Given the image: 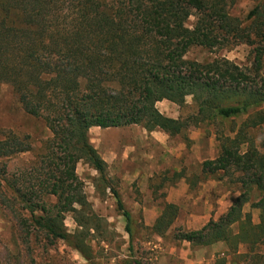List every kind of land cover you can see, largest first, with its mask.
Wrapping results in <instances>:
<instances>
[{"label":"trees","instance_id":"trees-1","mask_svg":"<svg viewBox=\"0 0 264 264\" xmlns=\"http://www.w3.org/2000/svg\"><path fill=\"white\" fill-rule=\"evenodd\" d=\"M242 1L0 0V84H9L24 112L43 119L53 136L28 185L19 178L7 181L6 189L29 212L32 228L90 261L86 237L100 219L77 166L83 162L101 177L107 170L90 130L142 126L179 135L184 123L161 114L157 104L182 107L192 97L193 123L213 125L220 149L216 159L202 164V173L231 174L240 196L217 221L198 231L177 230L175 240L204 247L224 243L230 252L264 242V0H247L255 6L241 18L232 10ZM192 16L196 23L190 28ZM235 45L251 49V68L224 58L186 59L193 47ZM243 118L238 129L225 131V123ZM31 151L30 136L0 131V160ZM111 192L132 236V216ZM49 199L56 204L48 206ZM250 203L260 210L257 225L244 211ZM67 214L79 228L73 234L64 225ZM178 214L176 205L166 204L152 232L165 235ZM28 221L23 217L24 225Z\"/></svg>","mask_w":264,"mask_h":264},{"label":"rangeland","instance_id":"rangeland-1","mask_svg":"<svg viewBox=\"0 0 264 264\" xmlns=\"http://www.w3.org/2000/svg\"><path fill=\"white\" fill-rule=\"evenodd\" d=\"M254 6L253 2L243 0L233 8L232 13L237 17H246ZM195 23L196 16H192L188 27L192 28ZM216 58L227 59L244 69L251 68L253 63L251 49L246 45L214 50L193 47L186 55L187 60L199 63H210ZM261 74L264 77V60ZM157 109L164 116L180 120L185 125L179 135H168L169 144L180 154L179 158L172 154L165 155L164 150L150 143L147 139V133L150 132L142 126L90 130V141L106 162L107 170L101 177L83 162L77 166V175L85 184L88 201L100 219L94 225L96 231L86 237L91 247L87 251L91 258L88 261L64 241L52 243L43 233L32 228L29 212L6 189L7 181L15 178L27 185L30 183L31 171L39 167L38 157L43 155L45 145L53 136L43 119L24 112L9 84H0V131L30 136L32 141L31 152L0 160V264H264V242L253 250L241 246L237 252H230L224 243L204 247L193 246L185 241L190 246L183 247L181 244L184 242L175 240L177 230L198 231L211 220L217 221L228 212L229 209L225 212V207L229 204L232 206V201L240 193L231 174L210 176L202 173V164L216 159L220 149L213 125L194 124L197 106L193 98L188 97L182 107L169 101L159 102ZM243 121L244 118L236 120L234 124L225 123V131L231 126L238 129ZM109 159H114V162L109 164ZM144 165L151 175V183L138 184L137 181L124 180L125 176ZM182 179L189 183V196L193 198L176 205L179 209L178 218L165 235L159 236L151 230L154 225L147 226V221L154 216L145 215L143 207L158 205L163 213L168 204L165 202L166 191L176 187ZM209 181L215 182L212 195L199 199L202 196L200 193H203L200 184ZM112 190L119 194L125 210L133 213L132 236L126 232L127 222ZM4 191L7 192V199L2 195ZM140 199L142 207L138 208L135 204ZM252 200H256L255 195ZM46 202L48 206L56 204L54 199ZM208 207H211V213ZM244 211L251 212L254 224H259L260 210L251 209L250 203L244 207ZM23 217L29 220L27 225L22 222ZM74 217L73 214H67L64 219L70 234L79 229ZM233 232H238L237 225ZM183 251H188V260L180 257Z\"/></svg>","mask_w":264,"mask_h":264},{"label":"crops","instance_id":"crops-1","mask_svg":"<svg viewBox=\"0 0 264 264\" xmlns=\"http://www.w3.org/2000/svg\"><path fill=\"white\" fill-rule=\"evenodd\" d=\"M148 137L147 139L150 141V143L154 144L155 146H159L162 150H164L165 155L168 154H172L175 157L180 156V154H178L175 150H173L170 146V139L169 136L166 135L165 133H161L159 131H154V132H150L147 133ZM99 146V145H98ZM97 146V147H98ZM145 153V152H144ZM115 158H117V156H115ZM215 158H212L210 160H214ZM114 159H109V164L113 163ZM151 175L148 174L146 166H141L138 167L137 171H133L131 173V175H127L124 177V180H126V182H135L137 181L138 184L142 183V184H149L151 183ZM203 186V193L202 196H200L199 199H206L209 198L212 195V191H213V187L215 186V182L214 181H209L205 184H200ZM167 196L165 198V202H167L168 204H175V205H179L181 204V202L183 200H191L193 197L189 196L190 195V190H189V183H187L186 179H182L179 183H177L176 187L171 188L170 190H167ZM123 202V201H122ZM124 204V202H123ZM142 204V200L140 199L138 202H136L135 205L138 206V208H141ZM230 204L227 205V207H225V212L230 208ZM224 208V207H223ZM209 212L211 213V207H208ZM130 214H133L131 212H129ZM143 213L147 216L149 215H153L154 218L150 219L147 221V226H153L155 224L156 218L162 213V211L160 210L159 206H152V207H143ZM183 247L185 246H190L189 243H182L181 244ZM188 251H183V254H181L180 257L185 258L186 260H188Z\"/></svg>","mask_w":264,"mask_h":264}]
</instances>
